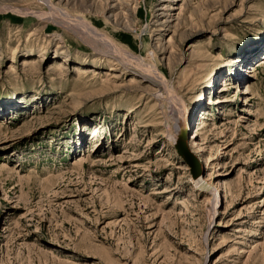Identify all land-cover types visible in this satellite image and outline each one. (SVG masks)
<instances>
[{
  "label": "rangeland",
  "instance_id": "rangeland-1",
  "mask_svg": "<svg viewBox=\"0 0 264 264\" xmlns=\"http://www.w3.org/2000/svg\"><path fill=\"white\" fill-rule=\"evenodd\" d=\"M61 1L0 0V264H264V0Z\"/></svg>",
  "mask_w": 264,
  "mask_h": 264
},
{
  "label": "bare ground",
  "instance_id": "bare-ground-1",
  "mask_svg": "<svg viewBox=\"0 0 264 264\" xmlns=\"http://www.w3.org/2000/svg\"><path fill=\"white\" fill-rule=\"evenodd\" d=\"M49 1V0H48ZM64 1H66V0H62L60 3H62V2H64ZM171 0H163V2H164V5H162V7H160V9H159V11L161 12V14H160V16L161 17H166L167 15H168V12L170 11V10H176V11H179L180 13H177V14H173L172 16H171V23H174V22H176V20H174V17L175 18H179L180 17V14H181V12L183 11L182 10V8H171V6L169 5V3H171L170 2ZM74 2V1H73ZM121 2V0H118L116 3H117V5L115 6V7H118L119 6V4L118 3H120ZM55 3V2H54ZM54 3H52V2H49V4H47V5H49L50 6V8H51V10H49V11H51L50 12V15L48 16V18L49 19H52L53 21H55V19H56V17L58 18V15L59 14H61V11H60V8L58 7L59 5L56 3V5H54ZM46 4V3H45ZM64 4V3H63ZM58 5V6H57ZM66 6V5H65ZM64 6V7H65ZM48 7V6H47ZM49 8V9H50ZM17 11V10H16ZM19 11V10H18ZM29 11V10H28ZM26 12V13H31V14H33V15H35L37 18H39L40 20L41 19H45V15H44V12H43V14L42 13H38V12H33L32 13V11L31 12ZM55 12V13H54ZM48 14V13H47ZM65 14V13H64ZM64 14H62V15H64ZM57 15V16H56ZM65 19H64V21H67L68 23H69V25L70 26H68L70 29H72V30H74V31H76V32H81V33H84L83 34V36L85 37V38H87V40H88V38H91L92 40H94V41H98L99 43H103L104 42V46H105V48L109 51H107L106 49V51L108 52V53H110L111 55H115L114 56V58H118V59H121V63H123V60H125L124 58H126V59H128L130 62H133L134 63V65H136L137 67H138V69L140 70L139 71V74L140 75H142V77L143 78H146L147 79V81H149L150 83L152 82V83H159V84H162L163 85V83H164V76H163V74L159 71V69L158 68H156V67H154V66H148L146 63H144V62H142L141 60H139V59H136V58H133V57H131V56H129V55H127V54H125L122 50H120V48L119 47H117L116 45H114L113 43H112V41L111 40H109V39H107L106 37H105V35L102 33V32H100L99 30H97L96 28H94V27H92L91 25H89L87 22H85L84 20H82V19H80V18H72V17H65V16H63ZM66 22V23H67ZM158 23V26L160 25L161 27H162V25H164L165 24V22H162V21H158L157 22ZM64 24H65V22H64ZM66 25V24H65ZM67 26V25H66ZM173 27H174V29L175 30H177V25L176 26H174L173 25ZM160 28V27H159ZM75 33V32H74ZM82 35V34H81ZM171 40H173L172 38L170 39V41ZM89 41V40H88ZM194 48V47H193ZM68 57V58H67ZM63 58H64V61L65 62H68L69 61V56L66 54V53H64L63 54ZM127 61V60H126ZM237 63H239V61H236ZM242 62H243V60H242ZM237 75H241V72H237ZM144 82V81H143ZM142 82V83H143ZM161 85V86H162ZM228 85H229V83H228ZM245 93H247V92H245ZM204 96H205V94H202L201 95V97L198 99V97H197V101L199 102V101H201L202 100V98H204ZM224 102H225V100H224ZM221 103H223V102H221ZM199 104V103H198ZM175 116H176V113H175ZM175 116L173 117V119H174V121H175ZM178 117H179V120L178 121H175V124L177 125L176 126V128H177V130L175 131V129H173V131H174V135H175V133H176V135H177V137H178V140H179V143L182 145V148H183V152H184V154L187 156V158H188V162H190L191 163V165H195V162H194V160H195V158L187 151V149L185 148V137H186V125L184 124L185 123V119L183 120V116H182V114L179 112V115H178ZM181 134H184V140H182L181 139ZM82 145V144H81ZM98 146V145H97ZM198 147V146H197ZM195 148V147H194ZM197 166V165H196ZM200 169H196V171H195V176H196V182H198L199 184H200V186H202L201 184H203L202 182H201V177L199 176V175H201L200 174ZM204 188V187H203ZM167 192H168V190H167ZM215 194V193H214ZM217 196V195H216ZM181 205H184V203H180Z\"/></svg>",
  "mask_w": 264,
  "mask_h": 264
}]
</instances>
